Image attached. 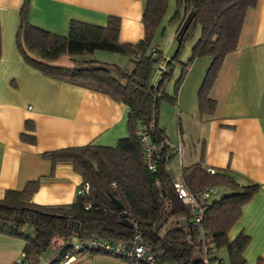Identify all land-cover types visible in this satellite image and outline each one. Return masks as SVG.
<instances>
[{
	"label": "trees",
	"instance_id": "1",
	"mask_svg": "<svg viewBox=\"0 0 264 264\" xmlns=\"http://www.w3.org/2000/svg\"><path fill=\"white\" fill-rule=\"evenodd\" d=\"M168 2L143 0V37L135 42H119L117 16H109L106 25L71 20L67 34L61 35L29 23L27 1H23L15 38L24 59L45 74L101 91L124 103L128 130L114 145L87 143L43 153L53 164L69 162L82 181L89 183L88 192L76 194L72 202H32L29 198L36 189L35 181L22 190H7L0 197V234L22 239V252L29 264H39L51 247L56 248L57 254L45 264H59L65 253L72 252L74 241L99 238L110 243H129L136 231L154 257L165 264H204L203 243L211 246L209 257L218 258L221 264L245 263L242 253L249 236L239 232L230 239L228 234L259 184H239L227 171L210 172L201 156L182 165L180 176L193 194L214 186L233 190L218 199L204 200L201 224H194L189 207L173 186L168 165L175 155L174 145L158 123V109L164 99L176 103L177 91L191 62L210 57L196 100L200 114L213 111L215 101L208 96V89L223 57L236 48L245 13L257 0H177L184 8L175 31L179 42L166 60L168 68L159 70L161 55L154 37ZM197 28L198 37L191 45L188 60L183 62L179 59L180 50ZM95 50L122 54L127 57V64L116 67L86 57ZM64 54L71 56L75 65L67 68L52 63ZM177 62L181 69L173 96L165 90V82ZM155 71L159 79L153 82ZM27 127L32 129L33 125L28 122ZM139 131L146 132L150 142L160 145L154 156V171L145 164ZM22 138L34 141L32 135L23 134ZM113 198L121 203L120 209L115 208ZM121 212L131 220L132 227L120 223ZM219 248L226 249V261L216 253ZM92 252L98 251L85 255Z\"/></svg>",
	"mask_w": 264,
	"mask_h": 264
},
{
	"label": "crops",
	"instance_id": "2",
	"mask_svg": "<svg viewBox=\"0 0 264 264\" xmlns=\"http://www.w3.org/2000/svg\"><path fill=\"white\" fill-rule=\"evenodd\" d=\"M23 1L0 0V197L35 181L32 202L68 204L75 199L82 178L69 162L53 164L43 153L87 143L114 145L128 134L127 106L101 91L45 74L24 59L15 38ZM26 1L29 23L57 34H67L71 20L106 25L109 16L120 19L119 42H135L144 34L143 0ZM210 61V57H199L191 62L176 100L182 113L198 115L203 150L186 157L184 164L181 141L178 137L173 141L166 133L170 143L182 150L168 169L176 176L182 165L201 156L207 169L227 171L239 184L258 183L228 236L247 234L244 264H264V0L247 9L237 46L223 57L208 89L214 109L200 114L196 94ZM52 63L75 65L65 54ZM23 134L32 135L34 141L24 140ZM22 245V239L0 234V264H14ZM50 259L44 256L39 264ZM70 264L139 263L92 252Z\"/></svg>",
	"mask_w": 264,
	"mask_h": 264
},
{
	"label": "rangeland",
	"instance_id": "3",
	"mask_svg": "<svg viewBox=\"0 0 264 264\" xmlns=\"http://www.w3.org/2000/svg\"><path fill=\"white\" fill-rule=\"evenodd\" d=\"M184 15V8L178 5L177 0H169L166 11L160 21L159 30L154 37V42L157 44L159 54L161 55V65L164 68H168L166 60L169 59L175 52L178 44V40L175 38V31L178 27L182 17ZM198 28L190 36V39L184 41L183 47L180 50L179 59L183 62L187 61L190 56V48L192 43L198 37ZM87 58L94 59L99 62L108 63L111 66L124 67L127 64V57L107 50H95L86 56ZM160 65V64H159ZM181 64L177 62L173 66L172 74L165 82V90L170 95H175L174 82L180 74ZM157 71V69H156ZM155 71L153 75V82L159 79V73ZM158 123L163 127L166 133L173 141L178 139L181 141L183 148V157L185 164V158L190 157L195 152L199 153L202 146L203 129L201 123L198 120V115L195 112L192 114L182 113L177 107L176 103H172L166 99L162 100L158 109ZM180 123V124H179ZM181 128V129H180ZM176 159V158H175ZM177 161V160H176ZM233 191L231 188H225L221 186H214L207 200L212 201L220 198L222 195ZM216 253L227 260V252L225 248H219ZM57 250L51 247L46 252L51 258L55 257Z\"/></svg>",
	"mask_w": 264,
	"mask_h": 264
},
{
	"label": "built area",
	"instance_id": "4",
	"mask_svg": "<svg viewBox=\"0 0 264 264\" xmlns=\"http://www.w3.org/2000/svg\"><path fill=\"white\" fill-rule=\"evenodd\" d=\"M159 70L162 69V65H159ZM140 141L144 149V159L147 168L151 171L155 170L154 156L159 151L160 145L152 143L148 139V135L144 131H139ZM167 144L168 141H165ZM173 151L178 157H181V147L177 144L174 145ZM210 172H214V169L209 168ZM173 186L182 198L183 202L189 207L193 223L196 225L201 224L203 218L204 207L202 202L207 199L210 190L204 191L200 194H193L185 186L180 174L173 176ZM89 190V183L87 181H81L77 188V194H85ZM87 207V205H86ZM201 228V227H200ZM203 233V229H201ZM211 246L203 243L201 256L204 264H221L218 258H210ZM88 251H98L108 255L116 256L125 259L129 262L139 264H165L158 261L151 251L149 245L144 241L141 233L136 231L133 233L129 243L116 242L110 243L103 239L91 238L85 240H77L72 244V252L65 253L59 264H70L77 259L85 256ZM14 264H29L24 252H21L19 257L15 260Z\"/></svg>",
	"mask_w": 264,
	"mask_h": 264
},
{
	"label": "water",
	"instance_id": "5",
	"mask_svg": "<svg viewBox=\"0 0 264 264\" xmlns=\"http://www.w3.org/2000/svg\"><path fill=\"white\" fill-rule=\"evenodd\" d=\"M179 42V40H178ZM113 202L115 204V208L116 209H120L121 208V203L119 202V200H117L116 198H113ZM121 216V220H120V223L124 226H128V227H132L133 224L131 222V220H129L127 217H126V214L124 212H121L120 214Z\"/></svg>",
	"mask_w": 264,
	"mask_h": 264
}]
</instances>
